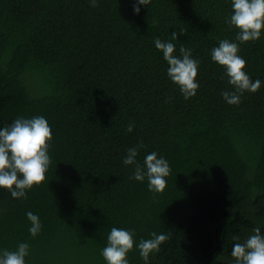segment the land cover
Returning <instances> with one entry per match:
<instances>
[{
  "label": "trees",
  "instance_id": "obj_1",
  "mask_svg": "<svg viewBox=\"0 0 264 264\" xmlns=\"http://www.w3.org/2000/svg\"><path fill=\"white\" fill-rule=\"evenodd\" d=\"M134 2L0 0V129L42 115L52 130L44 182L21 199L0 189V250L27 243L25 264H106L113 227L134 234L128 264H145L137 246L153 232L170 238L148 264H234L233 237L264 234V30L238 53L261 87L228 105L210 53L239 43L231 0H151L139 14ZM156 39L199 61L195 96L169 80ZM130 148L141 166L151 152L168 161L163 193L130 179Z\"/></svg>",
  "mask_w": 264,
  "mask_h": 264
},
{
  "label": "clouds",
  "instance_id": "obj_2",
  "mask_svg": "<svg viewBox=\"0 0 264 264\" xmlns=\"http://www.w3.org/2000/svg\"><path fill=\"white\" fill-rule=\"evenodd\" d=\"M151 0H135L133 11L139 14L140 5L148 6ZM91 7H97V0H90ZM228 29L237 31L236 42L228 39L219 41L218 47L211 50V60L224 69L227 83L233 91H223V99L228 105L238 106L245 92L255 93L261 87L259 79L253 81L244 71L246 61L239 53V44L256 42L261 38L264 30V0H231V14L227 18ZM178 35L172 32V40H177ZM155 48L162 52L166 61L167 76L176 86L185 100L195 96L199 84L196 82L199 61L192 58V51L179 49L180 56L174 55L175 44L154 41ZM223 78V77H222ZM134 125L129 124L127 131L132 132ZM52 139V130L44 116L33 118H16L10 126L0 129V189L11 194L13 199L26 198V192L34 186H40L46 179V173L51 164L48 154L49 142ZM143 147V145H139ZM137 148H130L122 163L135 165V170L130 179L135 181L147 180L148 191L160 194L167 186L166 177L170 175L169 163L163 157L158 158L156 152L146 155L143 166L136 161ZM27 219L31 222L29 233L32 237L41 230L39 217L28 212ZM131 231L113 227L107 236V246L102 250L101 256L106 264H128L127 254L133 250L136 242ZM150 239H141L138 251L141 258L148 264L149 256L160 251V245L170 237L167 234L151 233ZM231 256L234 264H264V234L256 227L253 234L240 242L234 236ZM29 245L20 243L16 250H0V264H25Z\"/></svg>",
  "mask_w": 264,
  "mask_h": 264
}]
</instances>
